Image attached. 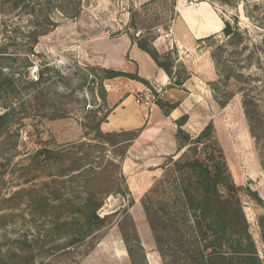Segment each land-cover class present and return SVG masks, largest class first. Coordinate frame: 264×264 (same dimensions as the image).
Listing matches in <instances>:
<instances>
[{
	"label": "trees",
	"instance_id": "obj_1",
	"mask_svg": "<svg viewBox=\"0 0 264 264\" xmlns=\"http://www.w3.org/2000/svg\"><path fill=\"white\" fill-rule=\"evenodd\" d=\"M170 5L176 11V0ZM81 12L82 0H0V264L77 262L81 247L87 245L88 253L99 241V232L112 223L110 214L99 212L107 196L128 192L122 158L115 149L129 145L140 128L101 129L111 111L104 107V81L127 77L152 88L151 83L136 68L98 66L99 73H88L89 98L83 83L72 86L69 74L35 49L41 36ZM136 14L132 8L126 28L131 41L167 73L172 85L181 86L187 76L172 70L178 59L176 46L160 52L153 27L137 28ZM197 42H208L211 49L218 76L212 82L216 100L223 106L240 93L263 164L264 104L254 92L264 37L258 45H249L246 30L234 18L223 19L219 32ZM251 67L255 70H246ZM179 101L158 97L154 103L167 115ZM77 111L84 129L80 139L57 144L44 138L49 121ZM187 119L186 112L176 119L179 156L163 163L172 165L170 186L152 185L146 193L152 202L143 203L164 264H264L242 209L239 191L244 188L228 171L213 123L192 136L183 128ZM127 133L131 135L119 137ZM246 189L260 201L256 190ZM158 191L163 198L150 197ZM126 245L131 256L133 249L127 241ZM137 246L143 251L140 242Z\"/></svg>",
	"mask_w": 264,
	"mask_h": 264
},
{
	"label": "rangeland",
	"instance_id": "obj_2",
	"mask_svg": "<svg viewBox=\"0 0 264 264\" xmlns=\"http://www.w3.org/2000/svg\"><path fill=\"white\" fill-rule=\"evenodd\" d=\"M145 2L82 0L81 15L77 19L63 21L54 30L41 36L35 49L44 53L57 70L68 73L72 86L83 83L85 93L90 98L88 87L92 85V81L88 73H99L98 66L111 67L104 64V56L106 52L120 46L124 36H128L126 28L129 25L131 9L136 8V27H153L157 34L154 45L160 52L176 46L178 59L172 70L187 78L173 96L156 85L151 84L152 88H149L140 81L127 77L107 79L104 81L107 90L104 107L112 110L121 97L128 93H132L140 104H148L158 97L175 101L192 92L186 107L188 119L184 129L194 136L207 122L213 123L228 171L233 181L244 188L239 191L242 209L264 263V163L261 162L255 140L250 133L241 104V95L234 94L222 106L216 100L212 89V82L218 76L208 42H192L182 34L179 45H176L178 38L171 30L178 13L177 10L172 11L171 0H157L148 5ZM200 2L210 3L222 21L237 18L239 26L247 32L249 45H258L264 37V0H184L185 4ZM128 31H133L132 26ZM261 55L260 77L256 81L258 87L254 93L260 103L264 104V49L261 50ZM246 70L255 69L251 67ZM153 90L158 93L157 96ZM78 112L81 111H77L76 115L49 121L42 131L44 138H53L57 144L80 139L84 129L81 127ZM130 135L131 133H127L119 137ZM130 143H124L115 149L116 156L122 158V171L128 192L107 196L99 212L101 215L110 214L108 222L112 223L99 232V241L88 253H85L87 245L82 246L80 258L71 264H144L143 259L146 264H164L146 219L143 203L150 205L152 202V198L151 202L146 198V193L152 185L159 189L170 186L167 179L171 176L172 165L164 166L163 163L167 162L170 156L177 158L181 151L176 150L163 159L158 165V176L154 179L152 171L155 167L148 168L145 158L131 157L127 161L124 160ZM129 182L133 186V193L129 189ZM148 184L151 185L147 187ZM144 187L147 190L140 191ZM246 187L256 190L260 201L248 194ZM160 194L158 191L150 197L159 200L164 197H160ZM126 241L133 249L131 256ZM139 242L143 251L137 246Z\"/></svg>",
	"mask_w": 264,
	"mask_h": 264
},
{
	"label": "crops",
	"instance_id": "obj_3",
	"mask_svg": "<svg viewBox=\"0 0 264 264\" xmlns=\"http://www.w3.org/2000/svg\"><path fill=\"white\" fill-rule=\"evenodd\" d=\"M134 1L141 3L147 0ZM176 10L178 15L172 23L171 30L178 38L176 45H179L182 34H185L188 40L194 41L220 31L223 26L222 18L208 2L185 4L184 0H176ZM124 37L120 46L115 50L106 52L104 56L105 65L126 71H133L136 68L139 75L148 79L152 85L158 86L164 92H169L170 96L180 90L179 86L172 85L170 77L148 53L131 41L129 35ZM191 95L192 92L182 95L179 98V105L166 115L154 102L140 104L135 101L132 93H128L114 105L100 127L104 131L140 128V132L130 143L124 160L127 161L131 157L134 159L145 158L148 168L155 167L152 171V177L155 179L158 176V165L163 162L167 155L177 150L176 119L184 112L188 113L186 107ZM183 128H185V124ZM128 185L133 193V186L130 182ZM150 185L148 184L147 187ZM145 190L147 188L144 187L140 191Z\"/></svg>",
	"mask_w": 264,
	"mask_h": 264
},
{
	"label": "built area",
	"instance_id": "obj_4",
	"mask_svg": "<svg viewBox=\"0 0 264 264\" xmlns=\"http://www.w3.org/2000/svg\"><path fill=\"white\" fill-rule=\"evenodd\" d=\"M197 4H198V3H197ZM135 101L139 103V100H138V99H136ZM145 103H146V102H145ZM146 104H147V103H146Z\"/></svg>",
	"mask_w": 264,
	"mask_h": 264
}]
</instances>
